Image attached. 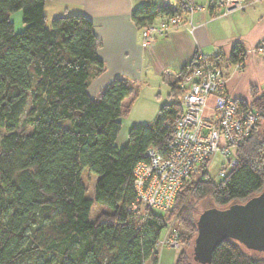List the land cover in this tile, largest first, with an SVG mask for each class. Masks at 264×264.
I'll list each match as a JSON object with an SVG mask.
<instances>
[{"label":"trees","instance_id":"16d2710c","mask_svg":"<svg viewBox=\"0 0 264 264\" xmlns=\"http://www.w3.org/2000/svg\"><path fill=\"white\" fill-rule=\"evenodd\" d=\"M51 1L0 0V264H159L157 244L171 225L188 244L176 264H191L199 203L209 199L226 208L264 190V91L252 88L248 107L259 111L261 120L225 178L215 181L207 173L185 181L167 213L130 212L134 168L150 147L168 153L173 124L184 111L180 84L199 62L186 65L170 84L171 101L154 124L131 127L120 146L129 82L116 78L97 97L90 95L106 70L93 22L83 14L49 22L45 7ZM177 1L176 9L137 8L131 20L141 31L182 15L186 0ZM219 1L211 8L219 9ZM18 11L21 32L12 21ZM219 56L220 50L216 60ZM247 57L237 43L229 63L243 69ZM85 170L98 176L93 197L87 196ZM95 205L103 209L91 220ZM242 246L223 241L211 264H264V257Z\"/></svg>","mask_w":264,"mask_h":264},{"label":"crops","instance_id":"0c3cea01","mask_svg":"<svg viewBox=\"0 0 264 264\" xmlns=\"http://www.w3.org/2000/svg\"><path fill=\"white\" fill-rule=\"evenodd\" d=\"M159 2L54 0L45 7L48 21L60 16L83 14L93 22L95 34L101 43L99 58L106 70L90 86L92 97H97L116 78L123 77L129 82L132 92L124 104L122 126L128 114L131 120L125 129L122 128L124 134L121 132L120 143L118 140L120 146L126 143L131 127L151 125L150 122L156 120L162 105L166 104L161 102L160 93L154 95L149 91L154 89L156 92L164 85L168 88L170 100V84L196 58L197 52L210 55L216 49L220 50L217 62L224 72L226 93L231 98L249 104L252 88L264 91V56L253 51L259 44L264 46V0L257 1L245 10H235L228 16H221L220 9L211 8L213 0H198L203 8L192 14L183 13V27L173 29L167 35L146 44L131 15L135 9L149 4L170 5L173 9L178 7L177 0ZM237 43H241L248 52L241 70L229 63L231 51ZM154 84L158 88L152 87ZM209 104H214L213 97Z\"/></svg>","mask_w":264,"mask_h":264},{"label":"built area","instance_id":"2783aa9c","mask_svg":"<svg viewBox=\"0 0 264 264\" xmlns=\"http://www.w3.org/2000/svg\"><path fill=\"white\" fill-rule=\"evenodd\" d=\"M185 2L184 12L187 14L203 8L198 0ZM253 4L246 0L218 2L221 16H228L235 10H245ZM183 23V17L176 14L160 23L146 26L141 30L143 41L146 44L153 42L183 26ZM253 51L264 56L263 46ZM218 53L219 49L210 55L197 52L196 59L200 66L187 74L180 84L184 111L173 124L168 153L162 155L150 147L144 154L145 159L134 168L136 198L129 208L130 212H165L172 207L185 181L193 174L202 173V177L208 173L217 154L226 159L219 174L221 179L238 164L237 151L259 125L261 113L226 93L224 72L215 58ZM236 67L242 69L243 66L238 64ZM211 97L214 98L213 105L209 104ZM179 240V234L172 231L170 237L159 241L157 251L164 245L178 247Z\"/></svg>","mask_w":264,"mask_h":264},{"label":"water","instance_id":"95a60500","mask_svg":"<svg viewBox=\"0 0 264 264\" xmlns=\"http://www.w3.org/2000/svg\"><path fill=\"white\" fill-rule=\"evenodd\" d=\"M197 228L193 256L198 261L211 264L216 248L228 239L264 252V190L244 204L206 210Z\"/></svg>","mask_w":264,"mask_h":264},{"label":"rangeland","instance_id":"374dc122","mask_svg":"<svg viewBox=\"0 0 264 264\" xmlns=\"http://www.w3.org/2000/svg\"><path fill=\"white\" fill-rule=\"evenodd\" d=\"M158 1V3H160L159 2V0H157ZM174 1V0H173ZM185 13V12H184ZM186 14V13H185ZM182 16V15H181ZM184 20V19H183ZM12 21L14 22V24H15V29H16V31L17 32H21V31H23L24 30V23H23V15H22V12L21 11H18V12H14L13 14H12ZM49 22H50V20H49ZM185 25V23H183V26ZM183 26H181V27H183ZM181 27H179V28H181ZM175 29H177V28H175ZM142 35V34H141ZM262 47V46H261ZM256 48V47H255ZM195 60H196V62H198V60L195 58ZM200 66V64H197V66H195L191 71H193L195 68H197V67H199ZM239 69V68H238ZM240 70H241V68H240ZM153 84V83H152ZM152 87H155V88H158V86H156V84H154ZM142 90H143V88H142ZM151 94H158V93H160V97H161V102L164 104V103H168L169 101H171V100H169V97H168V88L166 87V86H164V85H161L160 86V88H158L157 90H156V92H155V90L154 89H152V90H150L149 91ZM126 108V107H125ZM128 114V113H127ZM126 114V115H127ZM125 115V114H124ZM130 117H129V114H128V116H127V118H124L123 119V123H124V129L126 128V125H128L129 124V122H130ZM155 122V121H154ZM154 122L153 121H151L150 122V124H154ZM123 129V130H124ZM125 132V131H124ZM124 133H123V131H122V135H123ZM2 135H3V132L0 130V138L2 137ZM121 138L122 137H120L119 139V143H120V141H121ZM224 163H226V159L223 157V156H221V154H217V156L215 157V159H214V161L210 164V166H209V168H208V175H209V177L210 178H212L213 180H215V181H219L220 179H221V177H220V171L222 170V168H223V165H224ZM201 175H202V173H198V174H193L189 179H188V181H190V182H196V181H198L200 178H201ZM83 180H84V182H85V184H86V186H87V189H88V194H87V196L88 197H93L94 196V186L96 185V182H97V180H98V176L96 175V174H93L92 172H90V171H88V170H85L84 172H83ZM179 193V192H178ZM178 193H177V196H178ZM177 196H175V199L173 200L174 202H173V204H172V207H173V205H174V203H175V200H176V198H177ZM235 204H244V203H241V202H237V203H235ZM233 205V204H232ZM172 207L171 208H168L165 212L167 213L169 210H171L172 209ZM212 208H218V207H216L215 206V204L211 201V200H209V199H206V200H204V201H202V202H200L199 203V207H198V209H199V211H198V213H199V215H197V219L196 220H198V218H199V216L202 214V213H204L206 210H209V209H212ZM102 207L100 206V205H95L94 207H93V210H92V212H91V220H94L95 218H96V216H98V214L102 211ZM156 212H161V211H158V210H155ZM146 212H148V211H146ZM164 212V213H165ZM143 220L145 221L146 219L145 218H143ZM143 221V222H144ZM172 231L173 232H176V231H174V228L172 227V225L165 231V233H164V235H163V238L161 239V241L162 240H165L167 237H170V234L172 233ZM177 233V232H176ZM166 235H167V237H166ZM186 248L187 246H188V244L187 243H185V242H181L180 240H179V244H178V247H171V246H168V245H164L162 248H160L159 250H158V253H159V264H176V262H177V259H178V257H179V255H180V253L182 252V250H183V248L184 247ZM192 247L190 248V254L191 253H193V251L195 252V245H191ZM242 248L246 251V252H248V253H250V254H252V255H257V256H262V257H264V252H259V251H254V250H252V249H249V248H247L246 246H242ZM192 251V252H191ZM190 263L191 264H208V263H205V262H201V261H198V260H196V258L193 256V254H191V257H190ZM147 264H150V263H147Z\"/></svg>","mask_w":264,"mask_h":264}]
</instances>
